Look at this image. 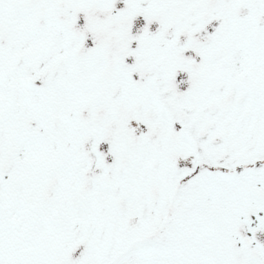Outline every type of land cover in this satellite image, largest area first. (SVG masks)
I'll return each instance as SVG.
<instances>
[{
	"label": "snow or ice",
	"instance_id": "6c2138e0",
	"mask_svg": "<svg viewBox=\"0 0 264 264\" xmlns=\"http://www.w3.org/2000/svg\"><path fill=\"white\" fill-rule=\"evenodd\" d=\"M0 264H264V0H0Z\"/></svg>",
	"mask_w": 264,
	"mask_h": 264
}]
</instances>
